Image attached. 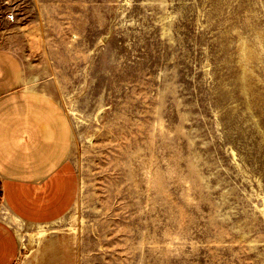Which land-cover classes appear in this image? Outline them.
Wrapping results in <instances>:
<instances>
[{"label":"rangeland","instance_id":"obj_1","mask_svg":"<svg viewBox=\"0 0 264 264\" xmlns=\"http://www.w3.org/2000/svg\"><path fill=\"white\" fill-rule=\"evenodd\" d=\"M2 54L70 141L13 264H264V0H0Z\"/></svg>","mask_w":264,"mask_h":264},{"label":"crops","instance_id":"obj_2","mask_svg":"<svg viewBox=\"0 0 264 264\" xmlns=\"http://www.w3.org/2000/svg\"><path fill=\"white\" fill-rule=\"evenodd\" d=\"M24 83L19 62L0 55V246L10 242L17 250L9 264L20 249L6 220L28 225L51 221L35 211L60 207L53 201L57 197L49 195L65 179L70 152L66 121L56 109H31Z\"/></svg>","mask_w":264,"mask_h":264},{"label":"trees","instance_id":"obj_3","mask_svg":"<svg viewBox=\"0 0 264 264\" xmlns=\"http://www.w3.org/2000/svg\"><path fill=\"white\" fill-rule=\"evenodd\" d=\"M1 200H2V185L0 183V202H1Z\"/></svg>","mask_w":264,"mask_h":264},{"label":"built area","instance_id":"obj_4","mask_svg":"<svg viewBox=\"0 0 264 264\" xmlns=\"http://www.w3.org/2000/svg\"><path fill=\"white\" fill-rule=\"evenodd\" d=\"M10 18L13 20V16H10Z\"/></svg>","mask_w":264,"mask_h":264}]
</instances>
